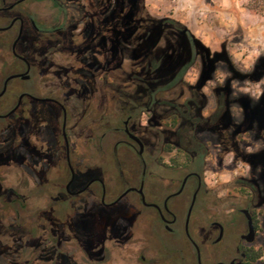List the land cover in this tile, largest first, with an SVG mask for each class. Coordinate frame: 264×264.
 <instances>
[{
	"label": "flooded vegetation",
	"instance_id": "obj_1",
	"mask_svg": "<svg viewBox=\"0 0 264 264\" xmlns=\"http://www.w3.org/2000/svg\"><path fill=\"white\" fill-rule=\"evenodd\" d=\"M132 6L133 0H0V14H6L0 18V249L19 256V241L27 237L25 241L36 238L47 246V259H43L47 264H76L78 259L92 264H172L173 256L193 264H254L260 259L251 262L259 248L260 191L251 181L256 205L246 201L245 207L229 210L209 202L211 192L197 168L204 164L207 150L195 133L196 127H203L212 134L219 150L231 151L228 163L239 168L245 153L236 144L238 137L263 114L246 107L244 122L232 126L227 115L228 90L222 89L216 92L215 110L196 127L190 120L186 132L183 127L169 134L161 125L153 131V118L143 123V116H154L151 90L142 79L129 83L131 91L122 87L116 67L117 40L131 41L135 27L146 29L141 0L132 22L127 20L126 10ZM10 60L18 61L20 68L6 73ZM174 74L179 81V71ZM14 79L33 80L45 89L39 95L15 90ZM157 80L152 84H159ZM245 90L262 95L257 83L247 81ZM38 104L52 109L42 112ZM170 107L158 115L161 122L173 112L174 104ZM170 117L172 122L175 116ZM256 124L264 130V122ZM147 135L154 139L152 143ZM165 146L185 153V162L173 158L163 163L156 153ZM107 147L125 184L118 193L111 178L96 170ZM132 159L139 163L138 172ZM59 160L62 173L56 168ZM151 167L162 173H153ZM9 171L16 172L17 179L6 186ZM37 176L45 177L47 206L53 196L69 199L73 220L83 228H66L48 208L37 212L43 223H32L37 213L24 209L33 197L29 183ZM129 193L134 195L129 207L142 209L136 211L137 224L110 215L101 227L99 209L113 207ZM178 197H186L182 214L169 205L171 198ZM85 211H91L93 218ZM151 220L169 235L181 227L187 255L184 247L176 248L171 241L149 239L145 233ZM24 245L31 247L29 242ZM35 260L41 259L33 253L24 262L34 264Z\"/></svg>",
	"mask_w": 264,
	"mask_h": 264
},
{
	"label": "rangeland",
	"instance_id": "obj_2",
	"mask_svg": "<svg viewBox=\"0 0 264 264\" xmlns=\"http://www.w3.org/2000/svg\"><path fill=\"white\" fill-rule=\"evenodd\" d=\"M138 2L139 0H133V6L126 10L127 20L130 22L137 10ZM244 3L245 0H141V21L143 25L146 24V29L143 27L141 30L135 27L131 41L117 40L116 67L119 73L117 75L122 80V87L131 91L133 85L129 83L142 79L141 81L150 88L153 103L150 109L154 116L152 117L150 113L143 116V123L153 118L156 123L150 127L153 131L161 125L169 134L183 127L186 132L190 120H194L196 127L215 110L216 100L219 98L216 92L222 89L228 90L227 115L232 126L237 127L244 122L246 107L251 111L262 112L260 120L258 117L254 118L255 124L248 128L246 133L241 132L238 142L235 141L236 144L243 146L245 153L239 158L243 162V166L239 168L228 163L231 151L219 150L214 144V136L203 127H196L195 135L205 144L207 150L204 164L197 168L203 173L206 186L211 192L209 202L214 203L218 209L226 206L229 210L234 207H245L246 201L254 202L256 205V191L251 181L258 187L261 197L258 209L261 212L258 214L259 231L256 241L262 249V255L254 264H264V138H262L264 130L257 128L256 124L258 121L264 122V15L248 12L243 7ZM4 17L6 14H0V18ZM156 61L159 62L158 65ZM19 68L18 61L10 60L6 73H13ZM178 71L180 79L176 82L174 78L177 76L174 73ZM157 79L159 84H152L153 81H158ZM247 81L257 83L262 95L254 96L246 91ZM11 86L15 90H24L38 95L45 89L33 80L21 82L14 79ZM25 103L29 104L26 101ZM169 104H174V110L170 116L175 117L172 122L170 116V118L163 117L161 122L158 115L172 109ZM36 107L42 112L52 109L46 104H38ZM169 123H174V127H171ZM54 126L56 127V121ZM146 138L150 143L154 140L150 135ZM249 144L253 145L251 150L246 147ZM248 153L251 154L249 158ZM156 154V157L161 158L165 164L170 163L173 158H176L178 163H183L187 158L185 153L167 146L162 151L158 150ZM132 162L134 170L138 172L139 163L133 159ZM57 165V170L60 169L62 173L61 160L57 162ZM39 167H43V163L37 166V170ZM150 169L155 174L162 173L159 168L151 167ZM96 170L105 172L111 178L115 193L125 188V184L118 177L115 162L108 147L101 155ZM7 176L10 181L3 183L11 186V181L17 179V173L9 171ZM178 176L181 178L182 173ZM44 178L40 179L37 176L33 182L29 183L33 197L27 202L24 210L37 213L48 208L66 228L81 229L82 224L73 220L74 214L69 207L71 205L69 199L63 200L61 197L53 196L47 206ZM133 196V193H129L122 202L113 207L99 209L103 217L101 227L107 224L110 215L111 217L121 215L122 220L135 226L136 211H142V209L129 207L128 200ZM185 202L186 197L171 198L169 205L182 214ZM103 212L108 213L104 215ZM84 214L89 219L94 216L91 211H85ZM21 215L27 216V214ZM39 216L38 213L34 215L35 220L32 223L35 226L41 222L38 219ZM147 226L151 231L145 233L149 239L171 241L169 243L176 248L184 247L181 242L183 241L181 227H178L174 235H169L154 220H151ZM26 239L27 237L19 241L21 242L19 256L12 251L2 252L0 249V264H25L24 260H30L33 253L41 259L35 260L34 264H47L43 262V259H47V246L36 238L32 241H25ZM228 240L231 238L228 237ZM73 241L76 240L73 238ZM25 242L31 243V247L25 248ZM3 243L11 245L10 241H3ZM184 253L185 255L188 253L186 248ZM171 261L172 264H193L189 260L180 261L177 256H173ZM76 264L92 263L85 259H78Z\"/></svg>",
	"mask_w": 264,
	"mask_h": 264
},
{
	"label": "trees",
	"instance_id": "obj_3",
	"mask_svg": "<svg viewBox=\"0 0 264 264\" xmlns=\"http://www.w3.org/2000/svg\"><path fill=\"white\" fill-rule=\"evenodd\" d=\"M243 7L252 14L264 15V0H245ZM262 255V249L259 247L256 253L252 256L253 263Z\"/></svg>",
	"mask_w": 264,
	"mask_h": 264
},
{
	"label": "water",
	"instance_id": "obj_4",
	"mask_svg": "<svg viewBox=\"0 0 264 264\" xmlns=\"http://www.w3.org/2000/svg\"><path fill=\"white\" fill-rule=\"evenodd\" d=\"M251 232H252V228H251V226H250V228H249V234H251Z\"/></svg>",
	"mask_w": 264,
	"mask_h": 264
}]
</instances>
